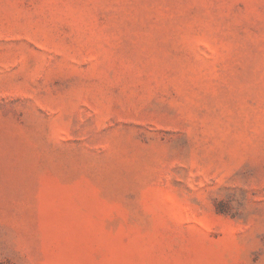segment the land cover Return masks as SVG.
Listing matches in <instances>:
<instances>
[{"label": "rangeland", "instance_id": "rangeland-1", "mask_svg": "<svg viewBox=\"0 0 264 264\" xmlns=\"http://www.w3.org/2000/svg\"><path fill=\"white\" fill-rule=\"evenodd\" d=\"M0 264H264V0H0Z\"/></svg>", "mask_w": 264, "mask_h": 264}]
</instances>
